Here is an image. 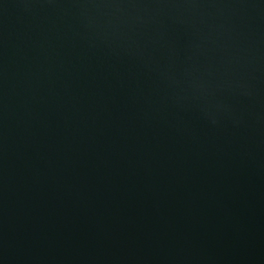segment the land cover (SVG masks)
Listing matches in <instances>:
<instances>
[{"label":"water","instance_id":"obj_1","mask_svg":"<svg viewBox=\"0 0 264 264\" xmlns=\"http://www.w3.org/2000/svg\"><path fill=\"white\" fill-rule=\"evenodd\" d=\"M0 264H264V0H0Z\"/></svg>","mask_w":264,"mask_h":264}]
</instances>
